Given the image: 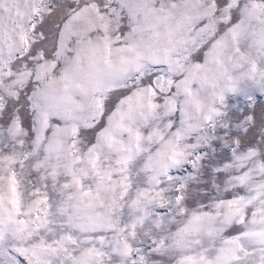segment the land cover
<instances>
[{
    "label": "snow or ice",
    "instance_id": "6c2138e0",
    "mask_svg": "<svg viewBox=\"0 0 264 264\" xmlns=\"http://www.w3.org/2000/svg\"><path fill=\"white\" fill-rule=\"evenodd\" d=\"M0 264H264V0H0Z\"/></svg>",
    "mask_w": 264,
    "mask_h": 264
}]
</instances>
